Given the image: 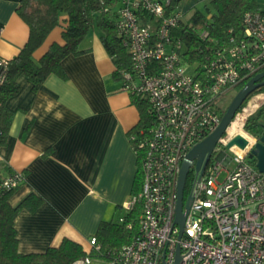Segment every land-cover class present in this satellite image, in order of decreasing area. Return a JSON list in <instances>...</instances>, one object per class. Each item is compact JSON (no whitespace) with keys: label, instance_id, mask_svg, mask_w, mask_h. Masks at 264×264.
Wrapping results in <instances>:
<instances>
[{"label":"built area","instance_id":"built-area-1","mask_svg":"<svg viewBox=\"0 0 264 264\" xmlns=\"http://www.w3.org/2000/svg\"><path fill=\"white\" fill-rule=\"evenodd\" d=\"M171 0H121L117 28L123 36L132 66L122 72V88L147 97L152 126L132 134L140 153L142 186L123 204L125 215L141 203L138 231L132 240L110 251L105 264H264V171L250 156L260 141L245 128L247 118L264 102V90L250 94L235 117L243 115L241 132L226 128L215 145L219 158L207 162L204 172L192 162L187 196L192 197L184 230L176 220L178 181L187 152L220 123L224 95L248 76L264 70V0L244 12V36H232L230 45L217 48L199 69L190 70L182 56L183 41L172 34L183 17L181 10L167 13ZM142 14L157 19L145 20ZM207 30L200 36L206 38ZM7 62L0 58V64ZM253 102L252 107L248 108ZM234 117V118H235ZM236 134L245 147L226 144ZM237 146L238 149L233 148ZM212 157V156H211ZM230 161H235L229 169ZM227 174L219 179L222 170ZM22 170L2 177L1 186L18 187ZM132 227V222L127 223ZM91 247L100 248L97 237ZM94 258L79 259L89 264Z\"/></svg>","mask_w":264,"mask_h":264},{"label":"crops","instance_id":"crops-1","mask_svg":"<svg viewBox=\"0 0 264 264\" xmlns=\"http://www.w3.org/2000/svg\"><path fill=\"white\" fill-rule=\"evenodd\" d=\"M19 2L0 0V58L16 56L28 39ZM65 23L50 32L37 58L51 42H63ZM81 46L88 51L62 60L68 78L51 73L35 89L21 75L20 91L7 100L15 114L0 170L25 174L10 200L17 204L31 192L43 199L15 219L22 252L44 251L65 237L89 250L99 224L125 214L123 204L133 193L140 153L129 132L140 110L114 77L115 64L99 35L91 32Z\"/></svg>","mask_w":264,"mask_h":264},{"label":"trees","instance_id":"trees-1","mask_svg":"<svg viewBox=\"0 0 264 264\" xmlns=\"http://www.w3.org/2000/svg\"><path fill=\"white\" fill-rule=\"evenodd\" d=\"M120 1L20 0L16 9L29 26V36L16 56L7 58L6 63L0 64V150L7 143L15 114L14 110L8 107L7 100L20 91L21 84L18 78L21 75H26L33 82L35 89L51 73H56L64 79L68 78L62 60L69 54L78 55L88 51V48H83L81 43L91 32L99 35L111 55L115 64L113 72L115 78L122 80V72L131 69L130 53L116 25ZM180 1L171 0L167 6V13L180 10ZM210 3L205 11L195 9L188 20L181 19L180 24L172 30V34L183 41L181 54L190 70L199 69L206 62L208 55L213 54L217 48L230 45L232 36L243 37L244 12L261 6V0H210ZM142 17L145 20L157 21L149 14H142ZM63 21L66 22L62 31L63 42H51L47 50L37 58L35 51L44 44L50 32ZM204 29L209 32L206 38L200 36V31ZM252 76H248L236 88H241ZM261 90H264V85L253 93ZM130 94L132 101L140 110V119L129 132L132 135L142 130L147 131L152 126L153 119L149 112L147 97L141 94ZM245 128L255 135L263 134L264 102L247 118ZM133 141L136 147V142ZM8 170L7 173H2L0 170V183L3 175L15 171ZM142 179L140 163L132 194L138 193L142 186ZM189 181L190 175L186 180L184 194L188 191ZM18 187L7 188L0 185V264H30L32 262L80 264L78 260L86 256L107 259L110 251L119 249L130 242L138 231L140 202H137L125 215L124 222L112 219L103 220L99 224L95 233L100 244L99 249L94 246L87 250L80 242L65 237L60 244L51 245L44 251L22 252L18 247L19 238L15 219L23 208L36 210L43 199L40 195L31 192L19 203L13 204L10 199ZM129 221L132 222V227L127 226Z\"/></svg>","mask_w":264,"mask_h":264},{"label":"water","instance_id":"water-1","mask_svg":"<svg viewBox=\"0 0 264 264\" xmlns=\"http://www.w3.org/2000/svg\"><path fill=\"white\" fill-rule=\"evenodd\" d=\"M263 85H264V70L254 74L248 81H246V83L241 88L237 90L231 102L226 107L218 126L212 132L206 135L202 140L197 142L185 155L179 173L177 209H176L177 211L176 220L180 225V236L183 233L186 213L189 209L192 200V197L188 196L187 200L184 201L186 180L192 162H195L196 169L200 170V175H202L207 162L209 161V159L211 158L214 152L216 143L218 142L219 138L224 135L226 128L234 119L235 114L237 113L240 106L243 104V102L248 98L250 94H252L257 88ZM247 142H248L247 139L242 134H236L229 140V142L226 144V147L230 148L234 144L240 147H245ZM250 156L256 158L257 167L261 171H264V132L260 136V141L251 150ZM179 261H180V248L178 247L176 261L174 264H179Z\"/></svg>","mask_w":264,"mask_h":264},{"label":"rangeland","instance_id":"rangeland-1","mask_svg":"<svg viewBox=\"0 0 264 264\" xmlns=\"http://www.w3.org/2000/svg\"><path fill=\"white\" fill-rule=\"evenodd\" d=\"M210 0H181L180 1V5H179V9L183 12V20H188L192 14V12L195 9H200L202 11L206 10V6H209ZM190 5V6H189ZM237 88H234L230 91H228L224 97H223V101H224V106H228V104L231 102L233 96L235 95V93L237 92ZM246 103V102H245ZM253 102L251 101V103L249 104L248 108L252 107ZM243 106V104H242ZM223 148H218L216 147V149L214 150L211 159L212 160H217L220 156L221 150ZM225 151L228 152L229 154H232V151L229 150L228 147H225ZM236 165L235 161H230V163L228 164L229 169H233ZM227 174V170L226 168H224V170L221 171L220 175H219V179H223L225 177V175ZM185 192V191H184ZM188 192V191H187ZM187 192L185 194V197L187 196ZM93 260H95V264H104L106 262V258L101 257V258H94Z\"/></svg>","mask_w":264,"mask_h":264},{"label":"bare ground","instance_id":"bare-ground-1","mask_svg":"<svg viewBox=\"0 0 264 264\" xmlns=\"http://www.w3.org/2000/svg\"><path fill=\"white\" fill-rule=\"evenodd\" d=\"M242 108V105L240 106V108L239 109H241ZM238 109V110H239ZM242 122H243V115L242 114H239V115H237L235 118H234V120H233V122H232V125H231V129L234 131V132H236V133H240L241 132V124H242ZM233 148H235V149H238V147L237 146H234Z\"/></svg>","mask_w":264,"mask_h":264}]
</instances>
